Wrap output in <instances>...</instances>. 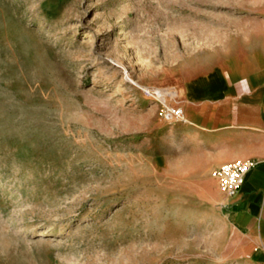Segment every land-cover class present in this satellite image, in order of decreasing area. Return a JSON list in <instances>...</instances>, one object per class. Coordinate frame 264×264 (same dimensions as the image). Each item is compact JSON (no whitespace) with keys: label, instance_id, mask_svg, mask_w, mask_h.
<instances>
[{"label":"rangeland","instance_id":"1","mask_svg":"<svg viewBox=\"0 0 264 264\" xmlns=\"http://www.w3.org/2000/svg\"><path fill=\"white\" fill-rule=\"evenodd\" d=\"M263 13L264 0H0V264H264L186 123L161 115Z\"/></svg>","mask_w":264,"mask_h":264},{"label":"crops","instance_id":"2","mask_svg":"<svg viewBox=\"0 0 264 264\" xmlns=\"http://www.w3.org/2000/svg\"><path fill=\"white\" fill-rule=\"evenodd\" d=\"M176 101L212 169L235 159L256 162L237 192L221 197L232 225L264 258V13L201 61Z\"/></svg>","mask_w":264,"mask_h":264},{"label":"built area","instance_id":"3","mask_svg":"<svg viewBox=\"0 0 264 264\" xmlns=\"http://www.w3.org/2000/svg\"><path fill=\"white\" fill-rule=\"evenodd\" d=\"M147 95L158 99L155 92L144 91ZM159 100V99H158ZM162 118L167 122H185L183 108L178 103H166L161 101ZM256 162L251 159H235L225 162L212 169L211 177L216 182L219 193L224 198L232 197L242 184L247 172L255 166Z\"/></svg>","mask_w":264,"mask_h":264}]
</instances>
